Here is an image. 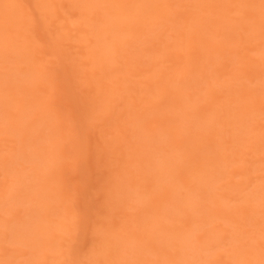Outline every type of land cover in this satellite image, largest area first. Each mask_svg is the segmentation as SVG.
Instances as JSON below:
<instances>
[{
    "label": "rangeland",
    "instance_id": "obj_1",
    "mask_svg": "<svg viewBox=\"0 0 264 264\" xmlns=\"http://www.w3.org/2000/svg\"><path fill=\"white\" fill-rule=\"evenodd\" d=\"M0 264H264V0H0Z\"/></svg>",
    "mask_w": 264,
    "mask_h": 264
}]
</instances>
